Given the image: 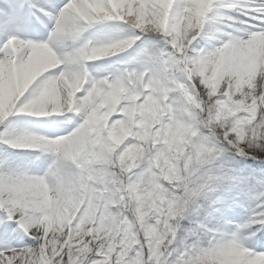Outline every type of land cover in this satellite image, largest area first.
Instances as JSON below:
<instances>
[{
  "label": "snow or ice",
  "instance_id": "6c2138e0",
  "mask_svg": "<svg viewBox=\"0 0 264 264\" xmlns=\"http://www.w3.org/2000/svg\"><path fill=\"white\" fill-rule=\"evenodd\" d=\"M0 264H264V0H0Z\"/></svg>",
  "mask_w": 264,
  "mask_h": 264
}]
</instances>
